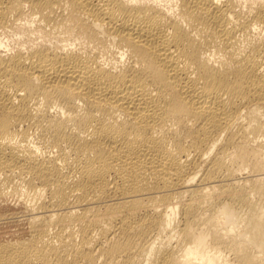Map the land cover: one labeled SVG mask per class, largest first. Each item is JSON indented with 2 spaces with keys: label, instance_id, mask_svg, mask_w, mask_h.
I'll return each instance as SVG.
<instances>
[{
  "label": "bare ground",
  "instance_id": "6f19581e",
  "mask_svg": "<svg viewBox=\"0 0 264 264\" xmlns=\"http://www.w3.org/2000/svg\"><path fill=\"white\" fill-rule=\"evenodd\" d=\"M0 264H264V0H0Z\"/></svg>",
  "mask_w": 264,
  "mask_h": 264
}]
</instances>
